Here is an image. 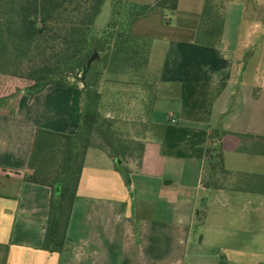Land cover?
Wrapping results in <instances>:
<instances>
[{
  "label": "crops",
  "instance_id": "0c3cea01",
  "mask_svg": "<svg viewBox=\"0 0 264 264\" xmlns=\"http://www.w3.org/2000/svg\"><path fill=\"white\" fill-rule=\"evenodd\" d=\"M207 2L179 0L172 18L155 8L133 23L151 42L148 66L140 81H102L100 112L143 155L126 177L106 152L88 150L60 253L42 249L51 188L28 166L38 129L78 131L83 85L31 95L29 81L0 75V264H264V72L251 83L243 72L254 47L264 60V31L241 39L245 2L214 0L222 36L201 43ZM218 142L231 175L210 189L205 150Z\"/></svg>",
  "mask_w": 264,
  "mask_h": 264
},
{
  "label": "trees",
  "instance_id": "16d2710c",
  "mask_svg": "<svg viewBox=\"0 0 264 264\" xmlns=\"http://www.w3.org/2000/svg\"><path fill=\"white\" fill-rule=\"evenodd\" d=\"M178 1L156 0L142 5L110 0V17L99 23L106 0H0V75L29 81L31 95L49 85L75 88L82 84L85 93L82 121L75 134L38 129L35 135L28 167L34 182L51 188L43 250L60 253L66 247L89 149L106 152L126 177L129 161L141 159L144 144L128 142L113 122L102 116L101 83L124 77L140 81L149 63L151 42L135 37L132 25L155 8L174 14ZM212 3L214 0H208L206 4L204 36L198 40L208 45L219 42L224 27V17ZM223 134L215 132L216 137ZM230 175L221 144L208 146L203 185L223 189Z\"/></svg>",
  "mask_w": 264,
  "mask_h": 264
},
{
  "label": "rangeland",
  "instance_id": "374dc122",
  "mask_svg": "<svg viewBox=\"0 0 264 264\" xmlns=\"http://www.w3.org/2000/svg\"><path fill=\"white\" fill-rule=\"evenodd\" d=\"M247 8V16L248 18L246 20V23L240 26V38L243 40H246L249 30L253 31L252 38H255V34L258 30L264 31V0H244ZM111 14V2L110 0H106V2L103 5L102 12L98 17V22L103 23L104 21L108 20ZM169 17L172 18V14L168 13ZM250 22H249V21ZM236 25L238 26V23L235 22V20L230 17L228 26ZM255 31V32H254ZM263 41H264V35ZM255 51L250 50L248 53H255L254 56L248 60L247 64L244 67V77L246 78L247 83L252 82V76L258 73L259 75L264 72V66H262V62L260 61V50L259 48L254 47ZM247 56V55H246ZM264 65V63H263ZM129 77L126 78L128 80ZM106 117V116H105ZM109 120L113 122L115 130L128 142L132 141V137L130 134L126 133L127 129L124 127L125 131H121L120 129L116 128V123H119V120L115 117L112 118V116L107 117ZM131 118V117H130ZM131 123L133 121H130ZM120 127V125H118ZM130 131V130H129Z\"/></svg>",
  "mask_w": 264,
  "mask_h": 264
},
{
  "label": "water",
  "instance_id": "95a60500",
  "mask_svg": "<svg viewBox=\"0 0 264 264\" xmlns=\"http://www.w3.org/2000/svg\"><path fill=\"white\" fill-rule=\"evenodd\" d=\"M97 57V55H95L90 61H89V63H88V66H90L91 65V63H92V61H93V59H95Z\"/></svg>",
  "mask_w": 264,
  "mask_h": 264
}]
</instances>
